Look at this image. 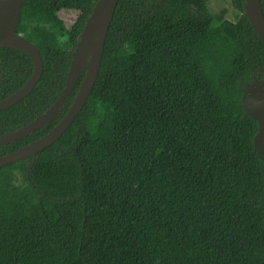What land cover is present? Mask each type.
Masks as SVG:
<instances>
[{"label": "trees", "instance_id": "trees-1", "mask_svg": "<svg viewBox=\"0 0 264 264\" xmlns=\"http://www.w3.org/2000/svg\"><path fill=\"white\" fill-rule=\"evenodd\" d=\"M51 1L66 8L30 19L32 0L21 8L16 33L43 75L0 111V139L57 101L99 0ZM210 1L119 0L83 110L35 158L0 168V264H264V150L244 107L252 86L264 89V42L246 0H229L233 21ZM33 68L0 48V101ZM84 77L52 123L1 145L0 158L60 123Z\"/></svg>", "mask_w": 264, "mask_h": 264}, {"label": "water", "instance_id": "water-1", "mask_svg": "<svg viewBox=\"0 0 264 264\" xmlns=\"http://www.w3.org/2000/svg\"><path fill=\"white\" fill-rule=\"evenodd\" d=\"M26 0H0V48L17 50L33 61V73L27 83L10 97L0 101V111L9 109L29 96L43 75V60L34 45L16 33L21 8ZM119 0H99L78 39L65 89L52 107L22 129L0 139V146L28 137L55 120L57 107L76 87L82 73L84 80L64 118L48 134L37 141L0 158V168L28 158H35L57 142L83 110L98 78L107 35ZM245 14L260 39L264 42V13L260 0H246ZM90 56L89 61L86 58ZM246 112L259 121L255 146L264 150V89L252 86L244 102Z\"/></svg>", "mask_w": 264, "mask_h": 264}, {"label": "rangeland", "instance_id": "rangeland-1", "mask_svg": "<svg viewBox=\"0 0 264 264\" xmlns=\"http://www.w3.org/2000/svg\"><path fill=\"white\" fill-rule=\"evenodd\" d=\"M30 4L26 8L27 13L25 14V17H27V19L33 18L46 9L56 11L66 8L65 3L62 2L58 5H54L51 0H32V5L30 6ZM209 9L211 12L216 14L225 13L226 19L231 21L235 20V17L238 14L237 11L232 7L229 0H211L209 2ZM60 15L66 22L71 21L74 16L70 12H65V10L61 11Z\"/></svg>", "mask_w": 264, "mask_h": 264}, {"label": "flooded vegetation", "instance_id": "flooded-vegetation-1", "mask_svg": "<svg viewBox=\"0 0 264 264\" xmlns=\"http://www.w3.org/2000/svg\"><path fill=\"white\" fill-rule=\"evenodd\" d=\"M21 36V35H20Z\"/></svg>", "mask_w": 264, "mask_h": 264}]
</instances>
